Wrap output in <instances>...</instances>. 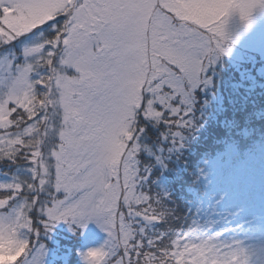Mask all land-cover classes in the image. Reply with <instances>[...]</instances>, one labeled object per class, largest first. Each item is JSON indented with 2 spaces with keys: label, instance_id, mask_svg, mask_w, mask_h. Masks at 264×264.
I'll return each mask as SVG.
<instances>
[{
  "label": "snow or ice",
  "instance_id": "snow-or-ice-1",
  "mask_svg": "<svg viewBox=\"0 0 264 264\" xmlns=\"http://www.w3.org/2000/svg\"><path fill=\"white\" fill-rule=\"evenodd\" d=\"M262 5L0 0V216L23 222L11 250L27 244L13 264H42V238L62 220L108 233L81 253L85 264H241L219 231L163 230L139 154L149 124L169 135L189 125L188 101L229 51L226 17L248 20ZM25 6L50 18L13 31L5 13Z\"/></svg>",
  "mask_w": 264,
  "mask_h": 264
},
{
  "label": "rangeland",
  "instance_id": "rangeland-1",
  "mask_svg": "<svg viewBox=\"0 0 264 264\" xmlns=\"http://www.w3.org/2000/svg\"><path fill=\"white\" fill-rule=\"evenodd\" d=\"M46 3H55L56 0H45ZM220 3H227L229 0H218ZM50 14L38 18L37 12L31 7L12 8L6 11L5 22H8L13 31H30L36 25L50 18ZM226 31L230 39L225 41V47L229 51L221 52L215 62L208 69L209 79L202 86L194 90L188 104L192 108L190 123L187 127L180 125L179 132L171 135L165 131L169 126L158 121L161 131V139L158 143L159 151L156 154L159 161L164 164L168 160L177 157V167L167 173L150 170L151 160L144 157V150L139 154V159L144 167L150 170L152 183L148 187L153 193L162 197V205L165 216L163 230H169L177 224L176 205L171 203V190L169 185L176 182L180 172V162L187 165V150L203 144L202 132L210 124L218 123L217 116L220 109L218 103H223L221 89L213 85L212 71L219 62L226 64L228 57L234 64L243 66V71L251 73L264 72V5L258 6L248 20L240 15L238 9H233L226 17ZM239 70V69H238ZM221 84V80L219 81ZM198 89V90H197ZM208 101H205L206 98ZM233 107V104H226ZM237 111L232 114L236 115ZM259 114L264 115L263 111ZM213 116L211 122L209 117ZM207 131H209L206 128ZM191 132V136L187 133ZM247 129L243 130L246 134ZM193 134V135H192ZM180 141V145L176 142ZM184 141V142H183ZM191 142V143H190ZM180 153L182 158L178 155ZM236 153L234 145H228L223 151L203 158L201 164L194 170L197 175L196 183L189 187L194 195V200L189 202V208L195 211V216L187 228H195L202 232L222 233V242L228 244L231 249L237 252L241 258V264H264V145L259 146L254 152L249 153L244 159L231 162ZM167 168V167H166ZM188 174L185 168L183 174ZM4 179V177H0ZM174 188V186H173ZM23 222L17 216H0V264H13L17 256L24 251L27 244L24 243L13 252L9 247L10 234L19 232ZM81 237L79 228L75 222L58 221L42 238L45 252L42 257V264H70L77 255L76 264H85L81 253L92 246L104 244L108 233L101 228L96 220L86 221L82 225ZM66 227V228H65ZM169 228V229H168ZM177 228V227H175ZM157 230H160L157 226ZM35 243V240L32 241ZM68 254L70 256H68ZM73 254V256H72ZM235 259V257H233Z\"/></svg>",
  "mask_w": 264,
  "mask_h": 264
},
{
  "label": "trees",
  "instance_id": "trees-1",
  "mask_svg": "<svg viewBox=\"0 0 264 264\" xmlns=\"http://www.w3.org/2000/svg\"><path fill=\"white\" fill-rule=\"evenodd\" d=\"M225 58L226 64L219 62L211 73L213 85L221 89L223 93V103L217 104L220 109L217 115L219 121L207 126L206 128L209 131L203 128L199 132L203 131L201 139L204 143L192 150H187V154L190 155L187 165L184 166L181 162L179 163L182 168L180 172L178 171L179 176L173 185H169V189L172 191L171 197L173 198L170 201L173 206L176 205V215L178 216L177 224L173 227L169 226V230L175 227H187L194 219L195 211L189 208V202L194 200V195L189 191V187L196 183L197 175H194L193 172L201 164L203 158L216 154L218 150L224 151L228 145L234 144L236 153L232 157V163H235V160L246 157L258 146L264 144V115L259 114V111L264 112V72L254 71L246 74L247 71H241L243 70L242 65L234 64L230 58ZM220 80L221 84L219 83ZM208 100L207 97L205 101ZM226 104H233V107L229 108ZM234 111H237L236 115L232 114ZM209 120L213 122V116L209 117ZM148 127L144 157L147 156L152 164L146 165L152 166L150 170L156 172L159 170L161 173L172 171L173 168L178 169L177 157L175 159L176 165L174 159L168 160L164 164L159 161L156 154L159 151L158 143L161 139L160 126L151 123ZM244 129L248 131L246 134L242 133ZM186 135L187 137L188 135L191 136V132ZM180 144V141L176 142L177 146ZM178 155L182 158L180 153ZM186 167L188 168V174L182 175L181 173L185 171ZM151 183L150 178V183L146 181L145 187L148 188ZM74 229V232L81 233L79 237L85 231L84 229L82 232V228L74 227ZM68 256L70 255L68 254ZM77 260L76 255L70 264H76Z\"/></svg>",
  "mask_w": 264,
  "mask_h": 264
}]
</instances>
